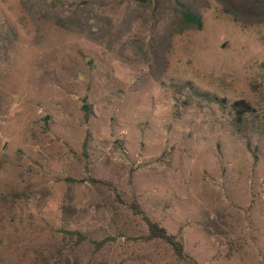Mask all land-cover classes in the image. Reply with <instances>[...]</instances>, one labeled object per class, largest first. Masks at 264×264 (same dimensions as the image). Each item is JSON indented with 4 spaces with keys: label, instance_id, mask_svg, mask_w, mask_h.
Instances as JSON below:
<instances>
[{
    "label": "rangeland",
    "instance_id": "rangeland-1",
    "mask_svg": "<svg viewBox=\"0 0 264 264\" xmlns=\"http://www.w3.org/2000/svg\"><path fill=\"white\" fill-rule=\"evenodd\" d=\"M137 1L0 0V264H187L133 203L197 264H264V129L230 112L264 115V22L211 0L173 37L163 85L131 43L149 22L115 40ZM185 82L224 104L175 94Z\"/></svg>",
    "mask_w": 264,
    "mask_h": 264
},
{
    "label": "trees",
    "instance_id": "trees-1",
    "mask_svg": "<svg viewBox=\"0 0 264 264\" xmlns=\"http://www.w3.org/2000/svg\"><path fill=\"white\" fill-rule=\"evenodd\" d=\"M222 9L231 14L236 21L243 27L260 24L264 22V0H215ZM211 0H138L137 6L126 15L121 22L120 27L115 33V40L122 42L123 36L130 31L135 21L139 18L151 24V34L145 40L133 39L132 45L137 48L136 54H140L148 62V67L163 85L165 82L162 76L168 66V54L171 51L172 40L176 34L182 33L187 29H200L203 26L202 9L209 7ZM79 21L81 32H85L82 16H76ZM89 35L95 40L103 42L106 38L105 32H91ZM96 36V37H95ZM110 40L109 45L114 48V41ZM122 46V44H121ZM121 52V50H120ZM123 54V53H121ZM173 91L176 94L182 93L184 89L190 91L191 96H199L202 99L216 101L224 104L225 99L218 96H211L207 92L198 90L192 83L183 84L173 83ZM264 87V76H263ZM83 107L89 111V106L84 104ZM230 112L233 125L241 132H247L251 127L255 130L264 129V115H261L259 109L252 102L246 99H238L230 104ZM262 119V122L260 120ZM136 213L142 215L145 219L149 233L146 239H160L170 244L177 257L187 262V264H197V262L184 251V245L175 234L169 233L166 228L158 222L151 220L140 208L137 203L132 204ZM72 235L78 236V244L85 240L83 233L77 230H71ZM107 242V239L96 241L97 248H101ZM64 261L70 263L68 256H64Z\"/></svg>",
    "mask_w": 264,
    "mask_h": 264
}]
</instances>
